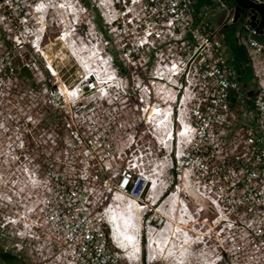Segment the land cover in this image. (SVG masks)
Here are the masks:
<instances>
[{
    "label": "built area",
    "instance_id": "obj_1",
    "mask_svg": "<svg viewBox=\"0 0 264 264\" xmlns=\"http://www.w3.org/2000/svg\"><path fill=\"white\" fill-rule=\"evenodd\" d=\"M71 3L56 39L74 60L69 34L83 27L96 65L74 60L77 76L63 78L41 56L39 25L27 45L46 77L30 63L6 82L0 264H264V44L255 31L236 39L255 85L242 94L191 0ZM106 34L120 57L102 49ZM126 212L138 218L123 234L113 221Z\"/></svg>",
    "mask_w": 264,
    "mask_h": 264
},
{
    "label": "rangeland",
    "instance_id": "obj_2",
    "mask_svg": "<svg viewBox=\"0 0 264 264\" xmlns=\"http://www.w3.org/2000/svg\"><path fill=\"white\" fill-rule=\"evenodd\" d=\"M49 1L52 2L51 0ZM49 1H45V0H0V111L5 109L3 99L5 96V92H6L5 86L8 85L6 82L8 81V79H11L12 77H16L18 75V72H19L18 70L21 65L26 64L27 66H30V63H32L33 65H35L36 73H39V75H42L43 76L42 78L46 77L44 72H40L41 71L40 65L42 63V59L38 56L37 53H33L32 50L29 48V45H27V42L31 40V38L28 39V34H33L34 33L33 30H35L39 25L44 28L43 36L41 37L40 48H39L41 52V56L46 61L48 60L49 65L52 66L53 69L55 68L54 69L55 71L57 72L61 71L63 73V78H67L68 80H71V79H75V77L77 76L78 74L77 65L75 64L74 60H76L77 62H80L81 58L86 61H88V59L91 58L88 55V53H90V47H92L93 41L90 39H89L90 42L84 41V38L82 36H87V35L91 36V34H81L83 27L80 29V34H76V35L69 34V38H68L69 41L71 39L75 41L72 43L73 49H74V53L72 54L74 56V60L71 56H69L66 53L65 48H67L68 43L64 45L63 43H60L56 39L59 33V28H60L58 21H64V20L66 21L67 17L68 19L70 18V16L67 15L68 13L66 11V6L68 7L69 5L70 6L69 12L73 13L72 11L73 8H71L72 3L69 4L70 2H72V0H56L57 2L59 1V5L65 8L63 10H61L60 8H56L55 4L49 5L48 8L50 9H47L46 5H47V2ZM54 1L55 0H53V2ZM85 2L87 3V0H85ZM36 3H40V5L46 4V5H43L46 7L45 14L39 13V11H41L42 8L41 9L39 8L37 11H34V12L31 11V8ZM210 10L211 8L204 9L205 16L203 18H200L202 22L205 23V20H208L210 24L215 23V20H216L215 13L217 11H213L210 13ZM206 12L209 14H207ZM64 14L66 16H64ZM219 14L220 13H218L217 15L219 16ZM85 17L86 16L80 15L79 20L85 21ZM38 21H39V24H34ZM96 23H97V20H96ZM238 35L239 34L235 35L236 39ZM15 36L17 37L15 44H14V46L16 45V47H14L13 43H11V39L14 38ZM78 36H80L81 39L78 38ZM106 36H108V34H106ZM108 37H109V42H108L109 46L106 48L107 50H105L104 48L105 45L103 44L104 46L102 47V49L105 51V53L109 55H110V52H112L114 56L120 57V45L119 46L116 45V42H115L116 40H114V37H111L110 35ZM253 38L258 42H261V41L264 42V37L254 36ZM218 40L222 42L220 38ZM17 44H21L19 45L21 46L20 50ZM83 44H85V47L83 46ZM225 45L226 43L222 44L223 55L226 57L227 55L225 53L227 52L224 49ZM169 55H172V53H170ZM88 62L93 63V64L95 63L96 65L95 60L88 61ZM7 64H11L12 65L11 68L17 71H15V73L12 72V74L9 75L7 73L8 72ZM229 65L233 68L232 61L230 60H229ZM14 66H16V68ZM122 69L125 70V73H126L125 75L128 78L132 75L131 71L133 69L132 67H130L129 64L127 65V67L126 65L124 66V68L122 67ZM15 79L17 80V78ZM25 80H27L25 84L28 85L31 83V79H28L26 77ZM242 85L245 86L246 88V89H243L241 86L239 87V92L242 94H245L246 91H252L255 87L254 81L252 78H249L246 84L245 85L242 84ZM31 93H32V90H30V94ZM7 94L8 92L6 93V96H5L6 98L8 97ZM26 95H28L27 91H26ZM48 112L45 110L43 111V113H48ZM141 126L143 129L145 128L144 124L142 123V125H139V131L142 130ZM164 169L165 168H161L162 172ZM6 256L9 257L7 261H10V262L17 261V258L15 256H11L8 254Z\"/></svg>",
    "mask_w": 264,
    "mask_h": 264
},
{
    "label": "crops",
    "instance_id": "obj_3",
    "mask_svg": "<svg viewBox=\"0 0 264 264\" xmlns=\"http://www.w3.org/2000/svg\"><path fill=\"white\" fill-rule=\"evenodd\" d=\"M206 8L207 9L211 8L210 13L213 11H217L216 5L214 4L213 0H210V1L209 0H192V10H193L194 17L196 18V21H199L200 18H203L205 16L204 9ZM217 14H218V11L215 13V16H216L215 23L210 24L208 20H205V23L207 24V28L205 30L208 32H215L218 39L220 38L222 40V42L221 41L220 42L222 44L226 43L224 47V49L227 52L225 53L227 55L226 58L228 61L229 60L232 61V66L234 70L236 71L238 75H240L238 77L239 82L245 85L247 80L251 77H250L249 71L247 72L246 70L247 66H246L244 50L241 46L238 45L236 41V36H235L236 34H243V31L234 23L231 25H226L224 21L219 20V16ZM225 34H229V40H232L230 44L233 43L232 45H230L228 41L225 40L224 38L226 37ZM241 57L243 58L241 59Z\"/></svg>",
    "mask_w": 264,
    "mask_h": 264
},
{
    "label": "water",
    "instance_id": "obj_4",
    "mask_svg": "<svg viewBox=\"0 0 264 264\" xmlns=\"http://www.w3.org/2000/svg\"><path fill=\"white\" fill-rule=\"evenodd\" d=\"M223 3L232 11V21L240 29L247 27L255 31V36L264 37V0H226ZM217 11L219 20L223 21L225 11Z\"/></svg>",
    "mask_w": 264,
    "mask_h": 264
},
{
    "label": "bare ground",
    "instance_id": "obj_5",
    "mask_svg": "<svg viewBox=\"0 0 264 264\" xmlns=\"http://www.w3.org/2000/svg\"><path fill=\"white\" fill-rule=\"evenodd\" d=\"M45 1H49V0H45ZM52 2H47V5L46 4H44V5H46L47 6V9H50V8H48L49 7V5H51V4H55L56 5V8H60L61 10H63V9H65V8H63L61 5H59V1L57 2L56 0V2L54 1L53 2V0H51ZM61 3V2H60ZM68 4V3H67ZM69 4H71V2L69 3ZM54 7V6H53ZM52 7V8H53ZM39 8L41 9V11H39V13H43V14H45L46 12V7L45 6H43V4H39ZM38 8V9H39ZM72 8V7H71ZM34 12V11H33ZM60 12V11H59ZM72 13V12H71ZM63 14V13H62ZM72 14H74V13H72ZM68 15V14H67ZM64 16H66L65 14H64ZM69 16V15H68ZM43 18V17H42ZM47 18V17H46ZM64 18H66V17H64ZM67 19H68V17H67ZM43 20V19H42ZM69 20V19H68ZM42 22V21H41ZM48 22V21H47ZM38 24H39V21H38ZM46 30V29H45ZM65 48V47H64ZM65 50H66V53L68 54V48H65ZM44 55V54H43ZM69 55V54H68ZM81 55V54H80ZM70 56V55H69ZM46 57V56H45ZM48 57V56H47ZM57 58V57H56ZM79 59V58H78ZM88 61H92V59L91 58H89L88 59ZM50 62V61H49ZM66 62V61H65ZM95 64V63H94ZM61 66V65H60ZM55 69V68H54ZM160 211V209L158 210V212ZM175 211V213H176V210H174ZM133 217H134V219H135V221H136V219L138 218V214L137 213H123V214H119V216L118 217H115L114 218V223H115V225H116V228H117V230L120 232V233H125L126 231H127V233H130V229H129V227H127L126 226V223H129V222H131L132 220H133ZM132 219V220H131Z\"/></svg>",
    "mask_w": 264,
    "mask_h": 264
},
{
    "label": "trees",
    "instance_id": "obj_6",
    "mask_svg": "<svg viewBox=\"0 0 264 264\" xmlns=\"http://www.w3.org/2000/svg\"><path fill=\"white\" fill-rule=\"evenodd\" d=\"M222 1H226V0H222ZM96 20H97V23H96ZM95 24H96V26L97 27H99L100 26V22H99V20L97 19V18H95ZM231 35V34H230ZM225 36L226 37H224L225 38V40H227L228 41V43L230 44L231 42H232V40H229V34H225ZM232 36V35H231ZM233 44V43H232ZM232 44H230V45H232ZM243 57H241V59H242ZM113 62H114V64L116 65V66H118V62H117V60L114 58L113 59ZM244 62V61H243ZM247 70V72H248V69H246ZM22 74H24L23 72H22ZM1 258H2V260H4V261H7L8 259H9V257H7L6 255H1Z\"/></svg>",
    "mask_w": 264,
    "mask_h": 264
}]
</instances>
